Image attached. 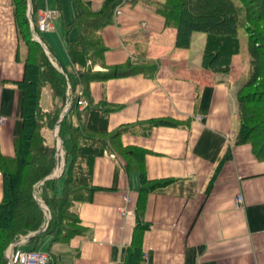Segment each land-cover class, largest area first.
Listing matches in <instances>:
<instances>
[{
  "label": "crops",
  "instance_id": "crops-1",
  "mask_svg": "<svg viewBox=\"0 0 264 264\" xmlns=\"http://www.w3.org/2000/svg\"><path fill=\"white\" fill-rule=\"evenodd\" d=\"M45 1L47 9L59 10L48 31L52 32L57 24L65 25L61 3ZM102 1L91 0L92 6L98 8ZM31 4L35 11L44 9L38 0ZM168 28L154 11L121 6L101 33L108 48L105 63L130 58L157 63L158 70L154 76L135 73L90 84L94 102L106 100L117 106L109 115L108 129L131 125L120 142L144 150L146 177L169 180L146 196L143 220L149 227L142 237V264H264V160L254 155L250 144L236 143L237 91L247 74L236 75L233 62L225 75L199 67L185 49L175 48V29ZM25 57L13 2L0 0V154L4 156L13 155L22 125L17 83ZM156 119L178 124L152 125ZM57 146L63 155L51 177L57 178L55 192L60 195L66 162L58 139ZM124 162L116 151L104 150L96 157L92 183L101 190L74 206L85 231L67 243L53 244L50 236H42L35 250L50 251L52 264L121 263L132 241L140 188L139 173L126 169ZM239 195L242 202L237 207ZM2 198L0 171V202ZM31 248L26 240L15 245L18 250Z\"/></svg>",
  "mask_w": 264,
  "mask_h": 264
},
{
  "label": "trees",
  "instance_id": "trees-1",
  "mask_svg": "<svg viewBox=\"0 0 264 264\" xmlns=\"http://www.w3.org/2000/svg\"><path fill=\"white\" fill-rule=\"evenodd\" d=\"M73 1L78 12L67 28H75L77 38L67 43L69 63L54 65L43 46L32 36L27 0H12L26 57L23 76L17 83L21 93V129L14 138L13 155L0 154L3 178L0 264H7L5 251L19 240L27 238V244H33L31 250H35L42 236H50L53 244L67 243L85 231L74 206L101 190L92 183V173L95 158L104 150L118 152L124 158V167L139 173L133 237L119 264L143 262L142 237L149 227L143 220L146 196L169 180L146 177L144 150L120 142L121 134L131 125L109 130L108 118L117 106L106 100L94 102L90 95L91 82L135 73L154 76L158 70L157 63L130 58L122 63H105L104 54L108 48L101 33L104 27L113 23L117 7L139 5L161 15L165 27L175 29L177 49L189 47L193 32L205 33L201 64L203 68L223 75L230 71L232 57L240 50L238 29L240 25L244 26L249 74L237 91L239 126L236 143L250 144L254 155L264 160V0H241L243 20L226 0H103L98 8L92 6L91 0ZM48 50L53 56L50 47ZM79 90L85 94L83 108L79 106ZM44 91L47 93L45 100ZM151 123L178 124L169 119H156ZM55 135L63 140L66 162L61 174L63 191L60 195L55 192L57 178L51 177L57 164ZM49 255L52 256L50 251ZM52 263L50 259L47 262Z\"/></svg>",
  "mask_w": 264,
  "mask_h": 264
},
{
  "label": "rangeland",
  "instance_id": "rangeland-1",
  "mask_svg": "<svg viewBox=\"0 0 264 264\" xmlns=\"http://www.w3.org/2000/svg\"><path fill=\"white\" fill-rule=\"evenodd\" d=\"M40 4L44 5V9L46 10V1L38 0ZM51 2L52 0H47ZM222 1V0H220ZM230 1V5H232L236 11L240 13V19L243 20L244 11H243V3L241 0H226ZM55 2V1H54ZM53 2V4H55ZM61 3V11L64 21V26L62 23L57 24V29L52 32H42L40 33L43 41L50 47L53 52V56H56L57 61L61 62L63 65H67L69 62L68 54H67V43L68 41L77 38V30L75 28H71L68 30L67 26L73 21L74 16L78 12V6L73 0H60ZM49 4V3H47ZM55 7V5H53ZM55 8L49 7L48 10H54ZM116 14V12H115ZM56 21V20H55ZM58 21V20H57ZM61 22V20H60ZM171 29V28H168ZM51 31V30H50ZM169 31V30H168ZM175 40V35H174ZM206 35L203 32H193L191 35V42L189 47L185 48V50L189 53L190 59L192 62H195L199 67H202L201 64V54L202 50L205 46ZM238 40L240 44V50L237 54H235L232 58L233 68L235 69L234 73L238 75L241 72L246 73L247 76L249 74V55L247 51V33L244 29V26L240 25L238 29ZM45 100V97H43ZM58 137L57 135H55ZM59 138V137H58ZM60 181L58 182V184ZM56 184V183H55ZM40 246H38L39 248ZM57 247L65 248L64 245H58ZM37 248V249H38ZM39 251H41L39 249ZM45 252V251H44Z\"/></svg>",
  "mask_w": 264,
  "mask_h": 264
},
{
  "label": "built area",
  "instance_id": "built-area-1",
  "mask_svg": "<svg viewBox=\"0 0 264 264\" xmlns=\"http://www.w3.org/2000/svg\"><path fill=\"white\" fill-rule=\"evenodd\" d=\"M116 13L120 12V7L115 9ZM27 18L29 21L30 30L32 36L35 40L40 42L43 45V48L46 54L49 56V59L53 64L56 65V60L51 55L49 50L43 44L40 33L47 32L53 29V22L59 18V10H37L34 11L32 8L31 0H28L27 3ZM78 94L81 96L80 108H83L86 105L85 94L82 90L78 91ZM58 139V137H57ZM62 149L57 151V158L62 157ZM242 202V197L239 195L236 198L235 205L238 207ZM5 257L7 259V264H47L50 259V256L47 252L39 250H18L15 249L14 243H12L7 250L5 251Z\"/></svg>",
  "mask_w": 264,
  "mask_h": 264
},
{
  "label": "water",
  "instance_id": "water-1",
  "mask_svg": "<svg viewBox=\"0 0 264 264\" xmlns=\"http://www.w3.org/2000/svg\"><path fill=\"white\" fill-rule=\"evenodd\" d=\"M58 141H59V145H60V146H63V140H62L61 138H58ZM49 218H50V215L48 216V219H49ZM46 226H47V223L44 225L43 229H44ZM26 239H27V238L15 242V243H14V246H15L17 243H23Z\"/></svg>",
  "mask_w": 264,
  "mask_h": 264
}]
</instances>
